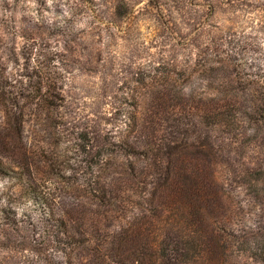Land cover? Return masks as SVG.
<instances>
[{
    "label": "trees",
    "instance_id": "obj_1",
    "mask_svg": "<svg viewBox=\"0 0 264 264\" xmlns=\"http://www.w3.org/2000/svg\"><path fill=\"white\" fill-rule=\"evenodd\" d=\"M84 1L93 17L105 8L118 21L141 13L134 0ZM156 2L170 60L133 72V113L120 124L88 117L75 126L61 67L36 75L21 99L8 93L0 149L18 162L0 167L18 191L0 197V264L29 250L58 255L46 264H224L238 237L209 218L197 167L211 162L209 150L264 210V0ZM218 12L225 16L214 20ZM30 114L47 146L24 135ZM69 128L74 156L65 160L58 148Z\"/></svg>",
    "mask_w": 264,
    "mask_h": 264
},
{
    "label": "rangeland",
    "instance_id": "obj_2",
    "mask_svg": "<svg viewBox=\"0 0 264 264\" xmlns=\"http://www.w3.org/2000/svg\"><path fill=\"white\" fill-rule=\"evenodd\" d=\"M155 4L156 0H134L135 12L141 10V13L133 20L118 21L110 8L96 12L93 17L86 11L84 0H0V128L6 125L8 93L13 90V95L19 98L27 83L36 84V75L60 67L63 68L60 82L68 96V119L75 126L90 117L111 129L113 123L120 124L126 118L124 115L131 116L133 72L153 62L163 66L170 60L169 38L158 20ZM220 16L225 15L218 12L214 20ZM98 20H115L119 28L102 30L106 27L102 25L99 29ZM25 120L27 139L40 147L47 146L43 140H50L37 118L30 114ZM71 132L69 128L58 148L65 160L74 156ZM1 152L4 151L0 149V164L18 162ZM200 155L195 150L190 152L195 159ZM208 155L211 162H198L197 167L201 169L198 173L202 177L209 218L217 227L233 231L238 237L237 247L227 252L224 264H264L258 257L264 254V210L252 197L255 191L233 180L225 162H220L213 150ZM250 157H255L251 151ZM262 176L257 188L264 194ZM15 182L12 170L1 166V198L18 191ZM32 214L36 216V211ZM5 255L7 264L58 261V255L55 257L48 251L47 258L30 250Z\"/></svg>",
    "mask_w": 264,
    "mask_h": 264
}]
</instances>
